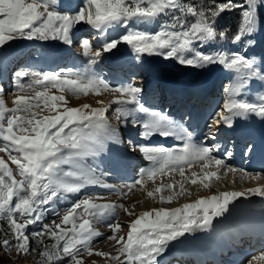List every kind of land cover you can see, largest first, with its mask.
<instances>
[{
    "label": "snow or ice",
    "instance_id": "snow-or-ice-1",
    "mask_svg": "<svg viewBox=\"0 0 264 264\" xmlns=\"http://www.w3.org/2000/svg\"><path fill=\"white\" fill-rule=\"evenodd\" d=\"M261 5L264 0H244V3L210 0L207 4L188 0H79L78 4L65 6L60 0H0V50L18 40L59 41L71 47L73 30L78 26H86L98 45L93 51L89 38L80 39L85 58L82 68L59 72L16 71L14 107L8 108L0 99V152L6 153L15 165L13 169L0 158V222H5L8 229L5 231L4 224L0 223V249L6 253L15 251L17 258L33 252L39 257L36 264H83L80 257L93 255L91 245L102 235L91 220H109L106 226L112 235L107 239L119 245L117 255L101 251L95 255L106 258V264H160V258L170 246L182 243L192 233L212 228L214 220L229 213L241 199L264 198V185H258L243 191H222L178 207L152 208L128 223L126 239L116 235L122 227L115 219L117 209L123 205L95 203L97 197L90 196L62 210L57 207L86 187L117 191L104 182L102 177L106 173L99 172L94 163L108 142L123 143L118 129L109 124L106 116L113 104L118 106V123L126 126L130 122L138 128L142 141L159 136L178 142L168 146L137 145L129 141L131 149H138L149 166L141 169L138 178L126 186L128 191L142 186L145 179L154 180L177 171L185 182L200 184L205 189L211 187L212 180L221 179V171L224 176L232 173L234 177L239 172L240 180L264 179L260 173L230 167L224 158L212 154L214 150L219 151V144L204 143L215 141L221 126L230 128L237 118L264 119V61L257 64L254 58L223 48L203 51L205 47L237 44L251 37L257 31L256 13ZM236 9L241 10V22L229 36L228 29L217 27L218 18ZM121 44L129 46L136 60L144 55L158 56L197 69L220 65L230 73L223 89V102L206 121L204 141H194L182 120L166 111L146 107L141 99V87L132 83L113 86L93 70L103 54L118 50ZM8 59V54L0 51V63ZM24 78H29L27 84L22 82ZM254 82L261 86L256 102L244 98L245 91ZM38 86L43 90H37ZM49 86L74 97L108 92L113 94V99L108 104L97 101L102 106L96 108L89 104L63 107L67 103L65 95H49ZM28 91L34 95H21ZM34 109H47L55 115L38 119ZM251 152L249 146L246 154ZM224 156L230 158L232 152L225 150ZM199 162H203L202 170L211 167L215 171L204 172L198 179L196 173L191 178L185 176V167ZM177 185L178 190H174ZM165 190L170 195L161 194V203L190 195L179 181L161 184L147 195L154 197ZM49 214L51 225L43 223ZM82 216L88 218L77 223ZM56 218L60 223L55 222ZM34 225H39V229L30 235L38 252L31 247L27 233ZM45 238L52 242L45 243ZM253 260H264V253L253 257L248 264H253Z\"/></svg>",
    "mask_w": 264,
    "mask_h": 264
},
{
    "label": "rangeland",
    "instance_id": "rangeland-1",
    "mask_svg": "<svg viewBox=\"0 0 264 264\" xmlns=\"http://www.w3.org/2000/svg\"><path fill=\"white\" fill-rule=\"evenodd\" d=\"M66 1L67 0H60V4L61 5L65 4ZM263 6L264 5H261L262 9L264 8ZM263 11H264V9H263ZM257 20H258L257 31L255 33H253V34H256L258 36V38H260L259 40L262 41L261 43L264 45L263 26L260 23L258 18H257ZM141 27H143V26H141ZM75 30H76V32H75ZM152 30H154V29H152ZM73 31L75 32L74 33V43L72 44L71 47H69L67 45H64L61 42L57 43L56 41H51V40L50 41H46V42H43V41H27V40L14 41L10 45H6L1 50L4 53H7L8 57H9L8 61L3 63V66L8 64V65H10L12 67L14 65H17L18 63L26 64L29 59H27V61H26V58L24 57V54H25L24 52H29L30 50H36L34 45H36V43L40 44L41 42H43V44H46L45 46L48 45L50 47L49 49L52 48L50 46V44L51 45L60 44L61 48H66L67 50L72 51V52L75 51L77 53V56H81L83 52L79 51L80 48H81L79 46L80 44H78L79 41H80L79 40L80 39L79 36H81V34H85L86 33L87 35L90 34L91 38H94V37L92 36V34L90 33L89 29L86 26H78ZM259 40H257V41L254 40V45H255L254 48L248 47L247 45H241L239 47L240 48L239 52L245 54L249 58H254L257 61V64H261V62L264 61V46L260 49L256 45V43L259 42ZM38 42H40V43H38ZM45 46H44L42 51L39 50V51H41L42 54H45L43 52H47L49 50ZM97 46H98L97 42L94 39V43L92 45L93 51L96 50ZM18 48H19V50H17ZM216 48H223V49H226L228 51H235L237 49V46L234 45V46H231L229 48H226V46L223 45V44H219V46L216 44V45H214L211 48L205 47L203 49V51H206V52L207 51H213ZM258 49H260L259 50L260 53L257 51ZM15 50H17V51H15ZM13 51H15V52H13ZM37 52L38 51H36L34 53L37 54L36 57L38 58V57H40L41 53H39V52L37 53ZM11 53H12V55H11ZM252 53L254 55H252ZM65 57L67 58L66 54H64L62 58H65ZM134 61H136V58H135L134 54L131 52L129 46L121 44L119 46L118 50H114V51H112L110 53L103 54L102 57H101V60L97 64L101 65V67H100L101 69L107 68V67H111L113 72L117 73L122 66L126 65V66L130 67L129 65L135 63ZM138 62H139L140 68L142 70H144L145 72L147 71V73L146 74H142V75H139V73H132V75L135 76V77H132V78L136 79L137 81L133 80V82H127L129 80L128 79L124 84L132 83V84H135L136 86L141 87L142 88V93L140 94L141 96L143 95V93L145 91L162 93V94L165 95V98H168V99L171 98L172 96H176L177 94H179L182 91L188 92V95H189V91L187 90L185 85H188V84H186V80H187V78L189 76L188 72H192L194 67L181 65V64L177 63L175 60H165V59H163L161 57H158V56H147V55H144L143 57H141L140 61H138ZM195 69H197V68H195ZM93 70H94V67H93ZM94 71L99 76H101L103 78L105 77L104 75L107 74V71L104 70V69L101 70V71H96V70H94ZM221 73H226V74H228V76L230 75V73L228 71H226L224 68L221 71ZM226 74H221L220 75V79H217L216 80L217 81L216 84H214V85H216V88L214 89V91H213V93L211 95L212 96L211 98L212 99L216 98V100L213 101L214 102L213 106H212V104L210 105L212 107H210L211 109L209 110V113H208V115L206 117V121L208 120V118L214 113V111L223 102V99H224L223 89L227 86V84L229 82V79H230V76L227 78ZM170 87H172V88H170ZM37 90H41L42 91L43 89L41 87H38ZM170 91H171V93H170ZM26 93L28 95H30V96L34 95L33 91H28ZM9 94L10 93L8 92L7 93V98L5 97L6 106L8 105V100L13 101L12 99H13V97H15V93L13 95H9ZM48 94L49 95H62V94L65 95L67 103L64 104L63 107H73V108L79 107L82 104H89L93 108L101 107L102 105L98 104L97 101H103L104 104H108V102L113 99V94L108 93V92H105V93H103L101 95H98V96L97 95H93V94H89L88 96L74 97V96H72L71 94H68V93H61L56 88H53L51 86H49V88H48ZM260 94H261V86H260V84L258 82H254V83H252L251 87L248 88L245 91L244 98H246V99H248L250 101L256 102L258 100V96ZM11 101H10V103H11ZM113 105H114L113 108L111 107V109L106 113V116H107L109 124H111L113 127L118 128L117 127V122L118 121L109 115L111 110L112 111H116V108L118 107L115 104H113ZM7 107L8 108H12V106H7ZM41 107L43 108V105H41ZM60 110H63V109L61 108ZM34 111H36L38 113V115H37L38 119L39 118H43L44 116H48V115H55V113L50 112L47 109H45L43 111H41V109H34ZM252 121H254V122H252ZM237 125H238V122L232 127H236ZM250 125H251V127H250ZM263 125H264V119H261V118L256 117V116H251L247 120L241 119L240 122H239V127L240 128H239L238 133H237L236 136L238 137V135L240 133H245L248 136L250 135V138H251V141H250V144L248 145V147L249 146L252 147V152L250 154H246L247 151L245 152V157L246 158L248 157L246 162H249V161H252V160H255L254 162H257V161H259L261 159L260 153H262V155H264V150H263L264 149V129L261 130ZM126 127H131L130 122L124 128H126ZM246 128H248V129L245 130ZM222 130H224V129H222ZM260 131H261V133H259ZM119 134H120V132H119V128H118V135ZM248 136H246V137H248ZM119 137L122 138V140H124L123 137H121V135H119ZM194 141H197V139H194ZM176 143H178V142L176 141ZM261 150H263V151H261ZM124 151L128 152V154H136L137 153V152H135V150H132L131 148H127V146H125V144L123 145L122 143L118 144V143L108 142L105 151L94 162L95 165L97 166V169L98 170H104V171L107 170L105 172L106 175H109V177H111V175H110L111 170L114 169V168L116 169L119 166H121V162H119V161H120V157L124 158V156H125L124 154L125 153H122ZM0 158H3L6 161V163L8 164L9 167L15 169V165H13L11 163V161L8 159V156H7L6 153L0 152ZM246 162L243 163L244 166H247ZM201 163H203V162L193 163L191 167L193 169H197L198 167L201 168V166H200ZM144 164H145L143 166L144 168L149 166V163H148V165H147L146 162ZM101 168H104V169H101ZM203 170H205V169H203ZM243 170H245V169H243ZM248 170L250 171L249 168H248ZM112 171H115V170H112ZM257 171H260V170H255L254 171V169H252V172L250 171V173H253V174L259 173ZM177 172L175 174H173V175H171V172H170L167 177L166 176L159 177V179H157V180H145L144 186L148 190V192H153L155 190V188L157 187L156 184L158 182L162 183V182H165V181H168V180L169 181H175L174 178L179 177V175H177ZM185 172H191V171L187 170V168H186ZM236 175H237V177L235 178L236 179L235 182L231 181V183H230V181H226V180L224 181V179H222V178L220 180H222L223 182L214 179L213 181H211V183L214 182V183H212V184L215 185L214 189L205 190V192L201 196L202 197H208V196H211V195H214V194H218L219 191L220 192L228 191V190L229 191H243V190H245L247 188H253V187H257L258 185H264V181L263 180H257L255 182L254 181L251 182L252 180L249 181L248 179L247 180H240V179H238L239 173H237ZM133 176H129V178H126V179L124 178V180H128V181H130V183H132L133 180L131 178H133ZM109 177L107 176V178H109ZM17 178L19 179V177H17ZM107 178L102 177V179L104 180L105 183H107L112 188H115L117 190L116 192H112L109 189H105V188H101V187H86L80 194L69 197L68 201H66L64 203H58V205H57L58 209L62 210L63 208L67 207L69 204L78 201L80 198H87V197H90V196L97 197L94 200L95 203H108V200H111V199L108 198L109 196H113V195L119 196L120 192L128 191V189L124 185V183H122L123 185L120 183L122 186L120 184H119V186H115L114 185L115 182L114 181H110L111 179L107 180ZM112 182H113L114 186L111 184ZM125 184H129V183H125ZM220 184H222V185H220ZM216 187H217V189H216ZM226 187H227V189H226ZM142 190L144 191V188L142 186L138 185V186H136V188L132 189L131 191H128L129 192V193H127L128 196L123 197L119 201L114 199V200H116L115 201L116 203L114 202V204L123 205V208H120V209L117 210V212L119 214H121V215H119L120 218H123L124 209H127L129 212H132L131 209L134 207V205H136V204H133L132 198H134L136 196H139L140 194H143ZM165 191H167V190H165ZM159 195H160V193H157L153 198H156V197L158 198ZM199 198H201V197H199ZM194 200L195 199L193 197H186V198H181V200L180 199L177 200L176 203H174L175 202L174 201L172 204H170V203H165V204L164 203H160V205L152 204L153 206L150 205L151 206L150 208L151 209L152 208H159V207L173 208V207L181 206V205H183L185 203L194 202ZM261 200H263V201H261ZM112 203H113V201H112ZM239 204L240 205L242 204V206L243 205L246 206V208L248 207L247 208L248 211L250 209L255 211L258 216H260L262 214V212H264V207H259L261 205H264V199L262 197H259V196H252L248 200L241 199L240 202L237 205H239ZM138 207H140V209L143 208L142 206H138ZM234 209L235 208H232V210L229 213H226L223 217H220V218H217L216 220H214L212 228H210V229H208L206 231H198V232L190 234L187 237V239H185V241H184L186 244L191 242L189 245L184 247V251L187 252V255L185 254L184 256L187 257V258L190 257V258L198 259V257H196V254H195V250H198V252H200V254H201V257H203L205 259L206 258L207 259H210V258L216 259V258H213L214 256H220V258H221L222 257L220 255V251L221 250L219 251L218 248L224 244L223 243L224 241L222 240L223 239V236H222L223 230L224 229H231L232 230L234 227L235 228H237V227L240 228L241 226H243L244 222L246 223V222H249L251 220L253 221V219L247 218V219H243V221L239 220V222H238V219L241 218V216L239 215V212L236 209H235L236 210L235 211ZM135 214H137V213H134V215ZM238 215H239V218L237 217ZM86 218H88V217L87 216L80 217L77 220V223L83 222V219H86ZM132 219H133V217H131V219L129 218L128 219L129 222ZM236 220H237V222H236ZM93 221L98 222V223L106 224L105 222H99L96 219H92L91 220V222H93ZM55 222L56 223H60V219L56 218ZM110 222L111 221L108 220V223H110ZM43 223L50 224V225L52 224V217H51L50 214L45 218ZM261 225H262V227H264L263 226L264 224H261ZM62 226H64V225H62ZM104 226H105V230L101 231V232H103L102 234H104V235H101L102 238L101 239H98V238L95 239L94 242L91 245V247L93 249V255L89 256L87 254H84L82 257H80L82 259L83 264H106V258L95 255L96 251L108 252V253H110L113 256L117 255V248L119 247V245H117L115 243V241L107 239L108 236L112 235V232L110 231V229L106 225H104ZM124 226L126 228H124L123 231L119 230L116 233L117 238H119L121 236L124 237L125 239L127 238L128 227L126 225H124ZM262 227H261V231L263 230ZM201 232H205L206 236H201ZM242 236H244V233H241L238 237H242ZM200 237H202V238H200ZM235 238H237V237H235ZM263 243H264V237H261V238H259L258 240L255 241L256 245L257 244L258 245H262ZM194 244H196L195 247H194V251L188 250L190 245L192 246ZM235 247H237V245H235L234 248ZM169 249L171 251L176 250L174 245L170 246L168 248V250ZM180 250L182 251V249H180ZM241 252L236 250V254H241ZM262 253H264V249H261L260 251H258L257 253H254V254L253 253H243V255H241L243 259H242L240 264H248L249 260H252L253 257L260 256ZM0 255H3V252L0 251ZM173 255L174 256L176 255L177 258H178V256H180L178 253H172V254H170V256L167 255L168 256L167 258H169V259L171 258L172 260H176V262L184 261V260H181L180 258H178V259L172 258V257H174ZM13 259H14V256H10L9 257V261L10 262H14L13 264H23L26 261H28L27 262L28 264H35V263L32 262V259H30L29 256H27V257H25V258H23L21 260H18V261L17 260H13ZM224 259H228V257H226ZM167 261H168V259L164 260V259L160 258V264H166V263L167 264H174V263L167 262ZM205 261H200V262H198V264H200V263L202 264ZM172 262H174V261H172ZM185 263H187L186 260L184 261V264ZM109 264H114V262H109ZM193 264H195V263L193 262ZM228 264H233V262L232 261H228ZM253 264H264V260H253Z\"/></svg>",
    "mask_w": 264,
    "mask_h": 264
},
{
    "label": "bare ground",
    "instance_id": "bare-ground-1",
    "mask_svg": "<svg viewBox=\"0 0 264 264\" xmlns=\"http://www.w3.org/2000/svg\"><path fill=\"white\" fill-rule=\"evenodd\" d=\"M74 32V31H73ZM75 33V32H74ZM58 49V48H57ZM52 50H55L56 51V49H49L47 52H49V54L47 53V52H43V53H45L47 56H48V58H42V57H38V59L39 60H42V63H44V60H46V62L48 63L52 58H53V51ZM52 51V52H51ZM35 51H33V52H31L32 54H34V56H37V54H35L34 53ZM38 53V52H37ZM41 53V52H40ZM63 57V56H62ZM25 60V59H24ZM26 61H27V59H26ZM33 61H35V60H33ZM35 67H37V68H39L40 66H38V65H35ZM37 68L36 69H34V68H32V67H28V66H26V65H24V66H22L21 68H19L20 70L21 69H29V70H37ZM19 69H18V71H19ZM147 70V69H146ZM223 70V67L222 66H220V65H212V66H210V67H208V68H205V69H193V71L192 72H188L189 73V76H188V78H187V80H186V84H188V85H186L187 87H188V89L187 90H189V91H193L194 90V93L196 94V96L195 97H198V98H196V99H193V101H195V103H194V105H190V108H195L196 106V104H197V109H196V112L195 113H193L196 117H198V118H203V117H205V115L207 114V111H209V109H210V107H212V106H210V103H211V98L210 97H212L211 95H212V91L216 88V85H214V84H216V80L217 79H220V75L222 74L221 73V71ZM38 71V70H37ZM40 71H46V69L45 70H41L40 69ZM144 71V70H143ZM145 72V71H144ZM11 73H13V70L11 71ZM0 78H1V73H0ZM14 80H15V82H16V78H14ZM23 83H25V84H27L28 82H29V78H24V80L22 81ZM14 87L13 88H11V85H10V82H9V84L7 85V89L5 88V86L4 85H2V83H0V87H2L3 88V92H0V99H3L4 101H6L5 100V97L7 96V93L6 92H10V91H12L13 93H16V91H17V89H16V87H15V84L13 85ZM190 86H192V87H190ZM39 87V86H38ZM37 87V88H38ZM154 87V86H153ZM170 88H172V87H170ZM5 92V93H4ZM170 93H171V91H170ZM21 95H28L27 93H21ZM11 100H9L8 102H10ZM202 101L204 102V103H202ZM110 102V101H109ZM108 102V103H109ZM214 105V104H213ZM113 106L114 105H112L111 107L113 108ZM111 109V108H110ZM109 109V110H110ZM237 122H240V119L239 118H237L235 121H234V123H233V126L237 123ZM261 123V122H260ZM197 123H195V124H191L190 125V128L189 129H191V132H195L198 128H197V125H196ZM262 124V123H261ZM117 127L119 128V132L122 130V128L123 127H121V124H119L118 122H117ZM223 126H221V128H222ZM117 128V129H118ZM130 128H134L133 126H132V124H131V127ZM224 128H228V127H224ZM224 128H222V129H224ZM123 129H125V128H123ZM260 129V128H259ZM264 129V127L261 129V130H263ZM257 131V130H256ZM255 131V132H256ZM254 132V131H253ZM249 133V132H248ZM259 133H261V131L259 132ZM263 133V132H262ZM120 135V134H119ZM262 135V134H261ZM260 135V136H261ZM250 136V135H249ZM248 136V137H249ZM122 139V138H121ZM141 138H140V136L139 135H137L136 136V141L137 142H139L138 140H140ZM260 139V138H259ZM167 140H169V139H167ZM255 140V139H254ZM174 141V140H173ZM173 141H170V143H173V144H176V140H175V142H173ZM258 142V141H257ZM261 142V141H260ZM123 145H124V142L122 143ZM262 147V146H261ZM129 148H131V147H129ZM120 150V149H119ZM124 150V149H123ZM129 151V150H128ZM119 152V151H118ZM121 152V151H120ZM135 152H137L136 154H128V152H126V151H124V152H122V153H125L124 155V158H121L120 156V161L119 162H121V165H122V167L123 166H125V165H129V163H131V162H134L135 160H136V158L138 157V158H143V156H142V154L141 153H139L138 152V150L136 151L135 150ZM131 153V152H130ZM118 156V155H117ZM217 156H218V158L220 157V158H222L221 156H220V154L218 153L217 154ZM222 156H224V155H222ZM248 158V157H247ZM143 160H145L144 158H143ZM116 161V160H115ZM141 162H143V165H145L144 163L146 162L147 163V165H148V161H142V160H140ZM249 163V165H250V163L252 164L253 163V161H250V162H248ZM237 164H239V163H237ZM118 165V164H117ZM201 165V164H200ZM229 165V164H228ZM140 166V165H139ZM230 167H232V166H230ZM187 168V170H189V171H191V172H185V176H187V177H189V178H191L192 177V173H196V178L198 179V178H200V177H202L203 175H204V172H207V171H215V169L214 168H207V169H205V170H202L200 167H198L197 169H193L192 167H186ZM186 168H185V170H186ZM144 169V168H143ZM112 170H116L115 168L114 169H112ZM134 170V169H133ZM137 170H138V168H137ZM243 170V169H242ZM245 170H247L248 172H250L249 170H248V168L247 169H245ZM107 171V170H106ZM106 171H104V170H102V171H99V172H103V173H105ZM137 171H134L133 172V175H135V174H137L136 173ZM252 172V171H251ZM170 173V172H169ZM239 173V172H238ZM173 174H175V173H172L171 172V175H173ZM262 176H264V174H263V172H261L260 173ZM132 174H130L129 176H133ZM177 175H179V172H177ZM107 176L109 177V175H106V176H103L104 178H107ZM168 175H166V177H167ZM220 176H221V178L222 179H224V181L226 180V181H230V183H231V181L233 182L234 180H236L235 178L237 177V175H236V177H234L233 176V174L232 173H229L227 176H224L223 175V171H221L220 172ZM159 177H163V176H157V177H155L154 178V180H157V179H159ZM124 178L125 177H123V176H118L117 175V178L116 177H114L113 179L111 178V177H109V178H107V180H110V181H114L115 182V186H119V184L121 183H124V185L125 186H127L128 184H125V183H129L130 184V181H128V180H124ZM145 180H147V179H145ZM174 180L175 181H165V182H162V183H160V182H158L156 185H157V187H159L161 184H168V183H174V182H176V181H179V182H182V183H184V185H185V188L187 189V191L188 192H190V195H185V196H180V197H178V198H176V199H174L170 204H172L174 201V203H176V201L177 200H181V198H186V197H193L195 200L196 199H198L199 197H202L201 195L205 192V190H207V189H205V188H203L200 184H191L190 182H185L184 180H183V178L179 175V177H176V178H174ZM238 180V179H237ZM249 181H251L250 179H248ZM260 180H263L264 181V179H260ZM213 181V180H212ZM219 181H222V180H220L219 179ZM223 182V181H222ZM241 182V181H240ZM251 182H253V181H251ZM255 182V181H254ZM212 183H214V182H212ZM211 183V187L210 188H208V190L209 189H214V187H215V185L214 184H212ZM218 183V182H217ZM221 183V182H220ZM259 183V182H258ZM261 183V182H260ZM112 185H113V182L111 183ZM120 184V185H121ZM144 184L145 183H143V185H142V187L144 188V191L142 192L143 194H140L139 196H136V197H134V198H132V202H133V204H136V205H134V207L131 209L132 210V212H125V211H123V218H120V216H117L116 217V220L118 221V222H120L121 224H122V227L120 228V230L121 231H123L124 230V228H126L124 225H128V223H129V218L131 219V217H133V219H135L139 214H141V213H143V212H145V211H149V210H151V206L150 205H152V204H155V205H160V200H159V197H160V195L162 194V195H164V196H168V195H170V192L167 190V191H165V192H163V193H160V195H159V197L157 198H153V197H149L148 195H147V193H148V190L145 188V186H144ZM216 184V183H215ZM219 184V183H218ZM235 184V183H234ZM249 184V183H248ZM113 185V186H114ZM123 185V184H122ZM121 185V186H122ZM220 185H222V184H220ZM256 185V184H255ZM124 187V186H123ZM156 187V188H157ZM218 187V186H217ZM217 187H216V189H217ZM242 188V187H241ZM226 189H227V187H226ZM174 190H178V185L175 187V189ZM242 190V189H241ZM229 191V190H228ZM213 192V191H212ZM220 192V191H219ZM124 193H126V195H124V196H121V195H119V196H115V195H113V196H109L108 198L109 199H111V200H114V199H116V200H120V199H122L123 197H125V196H128V194L127 193H129L128 191H125ZM207 196V195H206ZM257 198V197H256ZM264 199V198H263ZM183 200V199H182ZM194 200V201H195ZM109 201V200H108ZM261 201H263V200H261ZM165 204V203H164ZM117 205H119V204H117ZM138 206H142L141 208L143 209H140V207H138ZM153 206V205H152ZM252 206V205H251ZM255 207V206H254ZM259 207H264V205H261V206H259ZM238 212H239V215L241 216V218H239V215L237 216L239 219H238V222H239V220H242L243 221V219H247V218H251V219H253V221L251 220V221H249V222H244V224H243V226H241L240 228L239 227H237V228H233L232 230L231 229H224L223 230V233H222V236H223V241L224 242H227V240L228 239H231V238H233L234 236L235 237H237L238 238V236L241 234V233H250V232H258V231H260L261 230V227H262V225L261 224H264V212H262V214L260 215V216H258L257 214H256V212L255 211H253V210H249L248 211V207L246 208V206H242V204L240 205H236V207H234ZM253 208V207H252ZM234 209V210H235ZM235 210V211H236ZM255 210V209H254ZM134 213H137V214H135L134 215ZM241 213V214H240ZM261 213V212H260ZM236 214V213H235ZM234 216V215H233ZM127 219V220H126ZM132 219V220H133ZM231 219V218H230ZM236 219V218H235ZM250 220V219H249ZM234 221V220H233ZM236 222H237V220H236ZM241 222V221H240ZM92 223V225H93V227L96 229V230H98L99 232H101V231H104L105 230V226L104 225H106V224H104V223H98V222H95V221H93V222H91ZM238 226V225H237ZM264 226V225H263ZM231 228V227H230ZM101 233H103V232H101ZM102 235H104V234H102ZM201 236H206V233L205 232H201ZM225 237H227V238H225ZM98 239H101L102 237L100 236V237H97ZM96 238V239H97ZM200 238H202V237H200ZM108 241V240H107ZM185 241V240H184ZM182 242V243H179V244H174V246H175V248H176V250H173V251H171L170 249L169 250H167V252H166V254H164L162 257H161V259H164V260H167L168 259V261L167 262H171V263H174V264H179V263H181V262H176V260H172L171 258L169 259V258H167L168 256H170V254H172V253H178L180 256H178V258H180L181 260H186V262L187 263H185V264H193V262L195 263V264H198V262H200V261H205V260H207V258L205 259V258H203V257H201V254H200V252H198V250H195V254H196V257H198V259H195V258H190V257H185L184 255L186 254L187 255V252H185L184 251V247L185 246H187V245H189L190 243H188V244H186L185 242ZM187 242V241H186ZM223 242V243H224ZM195 245L196 244H194V245H190V247L188 248V250H190V251H194V247H195ZM224 245H225V243L222 245V246H220L219 248H218V250L220 251L223 247H224ZM235 246V245H234ZM239 247V246H238ZM180 249H182V251L180 250ZM181 252H180V251ZM210 253V252H209ZM218 254V253H217ZM168 255V256H167ZM230 255V254H229ZM229 255L227 254V257L229 258ZM174 256V255H173ZM195 256V255H194ZM211 256V255H210ZM214 256V255H213ZM172 258H176V259H178L177 258V256L175 255L174 257H172ZM213 258H220V256H214ZM223 258H226V257H223ZM172 261H174V262H172ZM28 261H26V262H24L23 264H28L27 263ZM164 262V261H163ZM167 264V263H166ZM184 264V263H183Z\"/></svg>",
    "mask_w": 264,
    "mask_h": 264
},
{
    "label": "trees",
    "instance_id": "trees-1",
    "mask_svg": "<svg viewBox=\"0 0 264 264\" xmlns=\"http://www.w3.org/2000/svg\"><path fill=\"white\" fill-rule=\"evenodd\" d=\"M188 2L190 3H209L210 0H188ZM217 3H223V2H226V0H216ZM234 2L236 3H244V0H234ZM258 18L261 19L262 23L264 24V13L261 9V6L259 7V11H258ZM162 20L163 19H167L165 17H162L161 18ZM240 22H241V10L240 9H236L232 12H225L223 13L219 18H218V22H217V27H222V28H226L229 30V36H231L233 33H235L240 25ZM251 40L253 42V38L252 36L251 37H245L244 40H242L240 42V45H252V44H249L248 41ZM219 46V44H217ZM223 45L226 46V48H229L231 43L228 42V43H223ZM0 223H3L4 224V230L5 231H8L7 229V225L5 222H0ZM62 227H65V226H62ZM69 227V226H67ZM39 229V225H34V226H30L28 229H27V233L29 234V238H30V241H31V247L33 249H36L37 252L39 251V248L38 246L36 245L35 241L32 240V237H31V233L34 232V231H37ZM52 241L48 240L47 238H45V243H51ZM1 252H3V255H0V264H13L14 262H10L9 261V257L10 256H14V259L13 260H21L27 256H31V259H32V262L36 264V261L37 259L39 258L35 253L33 252H30L29 255L27 256H24V257H19L17 258V253L15 251H12L11 253H6L3 249H0Z\"/></svg>",
    "mask_w": 264,
    "mask_h": 264
}]
</instances>
